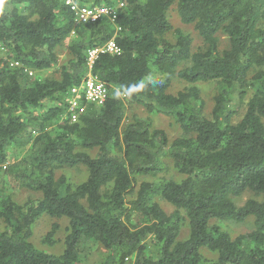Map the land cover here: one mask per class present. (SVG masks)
Instances as JSON below:
<instances>
[{
  "label": "trees",
  "instance_id": "16d2710c",
  "mask_svg": "<svg viewBox=\"0 0 264 264\" xmlns=\"http://www.w3.org/2000/svg\"><path fill=\"white\" fill-rule=\"evenodd\" d=\"M77 1L116 19L80 24L64 0H0V264H81L88 244L103 264H264V0ZM170 10L196 38L172 26ZM110 40L119 54L90 70L108 96L72 122L86 53ZM172 78L183 83L175 94ZM198 82L215 83L209 116ZM250 92L233 123V96ZM153 115L180 135L170 141ZM13 147H28L18 164L7 163ZM43 216L67 221L61 239L53 224L42 240L59 252L31 241Z\"/></svg>",
  "mask_w": 264,
  "mask_h": 264
},
{
  "label": "rangeland",
  "instance_id": "374dc122",
  "mask_svg": "<svg viewBox=\"0 0 264 264\" xmlns=\"http://www.w3.org/2000/svg\"><path fill=\"white\" fill-rule=\"evenodd\" d=\"M168 15H169V21L175 29L180 28L185 32L191 33L196 38V34L190 28L183 27L181 25L174 10H170ZM1 52L3 53L0 47V54ZM62 58H63V55H62ZM262 70L264 71V67L262 68ZM49 73L50 72H43L40 75V77L42 78L47 77ZM182 84L183 83L180 82L179 80L172 78L171 87L169 88L168 93L175 94L177 91L181 89ZM195 85L200 90V99L204 103L205 114L206 116H209V112L213 105L212 97L214 93L215 83L214 82H198ZM250 97H251V92L248 95H246V97L242 100H238L237 95L233 96V99L229 105V109L233 114V119H232L233 123H237L244 115L245 105ZM132 112L138 113V114H145V110L142 107H134L132 109ZM151 119L153 121V126L155 128H162L166 131L168 135V139L170 141H172L174 138L180 135V130L176 126L171 125L172 120L170 117L153 115L151 116ZM27 153H28V147H25V148L13 147L7 151V157H8L7 163L11 164L15 162L18 164ZM70 173H71L72 182L78 183V182L83 181V173H84L83 168L71 169ZM169 176H172V173H167V174L163 173V174L158 175V177H169ZM143 180H151V179L148 177L147 178L138 177L137 185L142 183ZM12 186H10V189H13ZM2 187L5 188L6 186L3 183V181L0 180V188ZM136 189L137 187L135 188L134 192L130 195V199H134L136 195ZM19 195L21 196V199H27L30 193L28 191H19ZM250 197H251L250 194H246L242 198L236 199L235 203L238 206H241ZM155 200L158 201L159 199L156 198ZM160 206L167 214H171L174 211V208L166 203L160 202ZM143 222L144 220L139 218L135 214H133L130 218V223L133 225H142ZM53 224H58L60 227V230L58 233L55 234L54 239L55 240L61 239L63 237L64 229L67 225V221L64 219L59 221V220L50 218L48 216H43L40 219H38V221L36 222L33 228V236L31 238L32 243L36 245L37 247H39L40 249L45 250L47 252H51V251L59 252L61 250V245H58L54 249H49V247L45 246L46 244L42 243L44 236L52 229ZM231 227L237 231H240V230L243 231V229H248V230L250 229L249 224H241V225L232 224ZM148 243H150L149 240H148ZM105 259H106V253L101 247L97 245H93V244H88V247L85 253L81 256L80 261H81V264H103L105 262Z\"/></svg>",
  "mask_w": 264,
  "mask_h": 264
},
{
  "label": "built area",
  "instance_id": "2783aa9c",
  "mask_svg": "<svg viewBox=\"0 0 264 264\" xmlns=\"http://www.w3.org/2000/svg\"><path fill=\"white\" fill-rule=\"evenodd\" d=\"M64 4L73 13L76 23H95L104 18L114 22L116 19L112 7L94 8L79 4L77 0H64ZM104 53L119 54V49L113 40L102 47L91 48L86 53L87 76L79 87H74L69 92L68 113L72 122L78 120L79 115L84 112L86 104L101 106L108 96V89L105 85L96 81L90 73L95 60Z\"/></svg>",
  "mask_w": 264,
  "mask_h": 264
}]
</instances>
